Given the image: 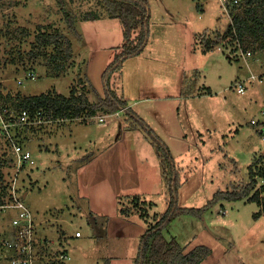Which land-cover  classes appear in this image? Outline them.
Returning a JSON list of instances; mask_svg holds the SVG:
<instances>
[{"label":"rangeland","instance_id":"obj_1","mask_svg":"<svg viewBox=\"0 0 264 264\" xmlns=\"http://www.w3.org/2000/svg\"><path fill=\"white\" fill-rule=\"evenodd\" d=\"M148 4L146 46L127 58L109 81L119 97L129 102L145 99L132 107L144 108L145 122L171 152L178 205L198 208L218 191H237L247 184L249 164L264 152L256 131L264 122V49L250 46V56L234 60L225 48L218 49L230 22L221 0ZM89 11L98 18L82 19ZM65 13L75 18L72 24ZM192 31L200 33L194 36ZM43 35L52 43L43 44ZM121 43L119 19L97 0H0V79L5 89L21 97L87 92L89 101L96 102L102 95V72ZM68 44L69 55L59 60ZM209 44L213 48L204 49ZM57 63L64 67L55 69ZM28 71L35 78H25ZM252 74L255 79H249ZM57 76V81L51 78ZM239 81H244L242 93L234 88ZM166 89L176 97L156 101ZM81 115L55 117L20 131L33 163L19 171L11 163L3 165L0 192L2 185L10 189L15 182L19 194H26L25 203L38 225L35 264L56 261L60 249L70 259L54 264H134L141 234L168 205L161 158L148 134L134 128L136 123L125 112ZM12 155L0 136V157ZM124 195L147 201L142 216L136 210L120 212L131 207ZM258 210L248 197L221 199L201 217L175 216L163 235L188 249L209 247L211 252L199 264H264V211ZM16 212L0 209V264L17 254L9 245ZM76 230L81 237L74 238Z\"/></svg>","mask_w":264,"mask_h":264},{"label":"trees","instance_id":"obj_2","mask_svg":"<svg viewBox=\"0 0 264 264\" xmlns=\"http://www.w3.org/2000/svg\"><path fill=\"white\" fill-rule=\"evenodd\" d=\"M102 7L105 8L111 17L119 19L122 26V43L117 47L111 62L102 72V95L98 94L96 102H90L86 93L76 95L71 93L69 96L62 94H52L51 92H43L38 95L21 97L18 94V106L30 109H43L46 112L52 110L53 117L60 118H80L82 113L94 116L98 110H104L113 113L118 110L125 112L129 119L136 123L134 128L140 127L149 136L150 141L155 147L162 163V174L168 189V205L166 210L159 214L152 223H150L139 238L137 253L134 258V264H199L200 261L207 256L211 250L205 245H197L191 249L187 246L182 247L175 238L166 239L163 230L175 216L187 213L193 216L201 217V215L210 209L216 202L221 199L236 200L248 197L249 201H255L259 207L257 214L264 211V200L259 197V191H255L250 195L253 189L254 180L252 179V166L258 160L264 157L256 155L248 166L249 182L237 191L227 190L218 191L206 203L198 208L181 207L178 205L177 199V172L174 169V161L168 146L154 132V130L142 119L131 107L127 106V101L119 97L111 87L110 77L115 70L120 69L123 62L142 52L149 38V4L148 0H97ZM230 22L226 30L222 33V40L225 45H236L242 50H249L250 46L256 49H264V0H242L241 7L234 11H229ZM97 14L94 12H86L82 15V19H96ZM65 19L72 24L75 18L65 13ZM43 44L52 43V38L43 35ZM209 43V42H208ZM214 43V42H211ZM213 48V44L207 45L204 49ZM70 53V45L68 44L67 52L59 55V60L68 56ZM64 64H56L55 69L63 68ZM5 99H13L9 94ZM12 161L11 157H0V181L3 178L4 171L2 166H8ZM0 192V204L4 202V196L8 194L9 189L2 185ZM1 194H3L1 196ZM131 207L126 206L120 209L124 215H129L132 211H139L142 214L146 208V202L140 200V195L133 197L124 195Z\"/></svg>","mask_w":264,"mask_h":264},{"label":"built area","instance_id":"obj_3","mask_svg":"<svg viewBox=\"0 0 264 264\" xmlns=\"http://www.w3.org/2000/svg\"><path fill=\"white\" fill-rule=\"evenodd\" d=\"M223 9L228 12L230 10H238L241 7L242 0H221ZM224 42L218 44V49L225 48L228 52L227 57L230 60L237 59L239 56H250V50H242L238 43L236 45H231L232 48H227ZM25 78H35V73L28 71ZM255 75H250L249 79H255ZM17 83L21 84L22 79L18 78ZM3 81L0 79V95L5 96L9 94L13 99H5L0 97V136L4 139L5 143L11 149L12 155V167L19 171L21 168L32 164L33 159L28 150L23 147L21 132L25 129H32L35 127L43 126L54 120L52 115V110L46 112L43 109H30L18 106L17 102L18 93L11 92L10 89H5L2 86ZM234 88L237 93H242L245 90L244 81H239L234 84ZM121 111V110H120ZM59 117H56L58 120ZM100 121L104 120V117H99ZM257 120L251 119L250 123L255 124ZM21 131V132H20ZM258 134L261 135L262 141H264V122L260 123L257 127ZM264 154V152L259 153V155ZM257 156V158H258ZM252 179L254 180L253 189L259 191V197L264 200V157L252 166ZM9 198L7 202L0 204V209L14 208L16 209V214L11 219V238L9 240V245L16 251L15 256L9 257L6 261L8 264H35L37 261L38 254L34 253V238L36 236L37 223L34 221V217L25 203V195L19 194V187L15 185V182L9 185ZM81 231L76 230L74 232V237H81ZM3 243V242H1ZM8 243V242H7ZM6 243V244H7ZM59 253L55 256V260L48 261V264L62 263L70 259L65 252L57 251ZM65 253V254H64ZM59 260V261H57Z\"/></svg>","mask_w":264,"mask_h":264},{"label":"crops","instance_id":"obj_4","mask_svg":"<svg viewBox=\"0 0 264 264\" xmlns=\"http://www.w3.org/2000/svg\"><path fill=\"white\" fill-rule=\"evenodd\" d=\"M200 11L203 13V8H200ZM75 29H76V31H77V34L79 35V40H81V37H82V33L81 32H79L80 31V29L79 28H77V27H75ZM203 29V28H202ZM192 33H193V35L194 36H197L200 32L198 31V32H196V31H192ZM197 38V37H196ZM122 39H123V37H122ZM149 39V38H148ZM75 39H73V41H74ZM148 42V41H147ZM73 45H74V43H73ZM73 47V46H72ZM202 47H203V44H202ZM143 51V50H142ZM140 54V53H139ZM138 54V55H139ZM81 55H82V53L80 52V55H79V57H78V59L79 60H81L80 59V57H81ZM60 76H57V77H51V78H53L55 81H57L56 79H58ZM85 84V83H84ZM84 84H80V85H84ZM53 86V88H55V90H59L54 84L52 85ZM90 87V86H89ZM209 87V86H208ZM171 89H174V88H171ZM16 92V91H15ZM59 92V91H58ZM20 93V92H19ZM161 93H163V94H159V96H157L158 98L157 99H155L156 101H159L160 99H174L175 97H176V95H173L172 93H171V90L170 89H166V90H161ZM86 95L88 96V93L86 92ZM198 96H203V92L202 93H198ZM125 100V99H124ZM143 100H145L144 98H137V99H133V101L132 102H129L128 100H126L127 101V106H129V107H131V108H133V110L142 118V119H144L145 121H147L146 120V118H144V115H143V112L145 111L144 110V108L142 107V111L141 110H137L136 108H134V107H132L133 105H137L138 104V102H141V101H143ZM131 105V106H130ZM122 112V111H121ZM145 113H147L146 111H145ZM72 236V235H71ZM73 237V236H72ZM75 238V237H74Z\"/></svg>","mask_w":264,"mask_h":264}]
</instances>
